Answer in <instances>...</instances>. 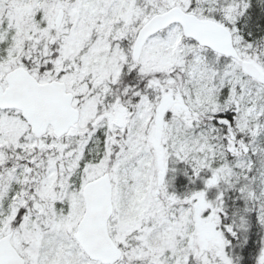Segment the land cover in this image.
<instances>
[{"label":"snow or ice","instance_id":"1","mask_svg":"<svg viewBox=\"0 0 264 264\" xmlns=\"http://www.w3.org/2000/svg\"><path fill=\"white\" fill-rule=\"evenodd\" d=\"M0 264H264V0H0Z\"/></svg>","mask_w":264,"mask_h":264}]
</instances>
